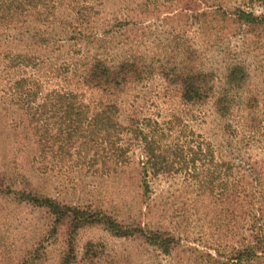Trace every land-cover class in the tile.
Listing matches in <instances>:
<instances>
[{
    "label": "trees",
    "instance_id": "1",
    "mask_svg": "<svg viewBox=\"0 0 264 264\" xmlns=\"http://www.w3.org/2000/svg\"><path fill=\"white\" fill-rule=\"evenodd\" d=\"M100 1L0 0V142L29 153L41 174L58 167L82 181L136 171L143 195L157 180L182 176L195 197L207 195L226 207L235 242L214 253L183 247L185 263L177 264H264V89L252 87L264 65L256 69L223 50L220 69L207 68L204 50L184 34L143 25L161 3L149 9L148 0H132L125 17L103 22L96 16ZM167 1L178 5L175 15L191 16L201 29L210 20L225 30L223 38L250 41V54L264 49V0H242L233 10L202 0L194 1L195 9L189 8L192 0ZM66 45L72 49L67 59L52 57ZM52 77L66 86L46 87ZM205 107L219 122V143L190 124L207 115ZM5 168L0 196L45 209L52 217L47 235L61 231L57 264H98L100 242L86 241L78 255V233L86 227L139 239L168 257L179 247L178 236L166 229L125 226L102 210L83 208L90 204L49 195L19 168ZM41 254L31 250L23 264H42Z\"/></svg>",
    "mask_w": 264,
    "mask_h": 264
},
{
    "label": "rangeland",
    "instance_id": "2",
    "mask_svg": "<svg viewBox=\"0 0 264 264\" xmlns=\"http://www.w3.org/2000/svg\"><path fill=\"white\" fill-rule=\"evenodd\" d=\"M131 1L101 0L96 16L101 18L100 21L111 20L114 22L115 19L126 16L127 5ZM192 1L189 8L195 9V0ZM202 1L209 6L220 3L231 10L243 5L242 0ZM156 3H161L159 12L147 16L143 25L153 27L158 25L163 32L174 30L184 34L189 44L204 50V62L207 68L220 69L224 57H227L223 54V50L226 51V54L230 53L232 59L235 54L242 55L246 62L254 65L253 67L256 69L258 66L264 65V49H257V53L250 54L248 51L246 52L248 47L253 46L250 41L238 44V40L233 36L230 39L223 38L225 30L217 29L215 22L209 20L206 27L201 29L193 22L191 16H179L178 12L175 15L176 9L178 10V5L175 2L169 5L167 0H148L149 9L154 8ZM130 13L127 14L128 17L133 15ZM187 13L191 14V11H187ZM166 15L172 19L163 20L162 17ZM134 19V23H139L136 27H141L139 20L132 17V20ZM214 33L219 35V38ZM70 48L66 45L55 51L52 57H56V60L59 61L67 59L68 55L72 54ZM236 50L237 52H235ZM254 75L252 87L256 83L259 90L264 89V73L258 70ZM41 77L46 79L43 74ZM75 79L78 78L75 77ZM157 80L155 79L153 83L157 84ZM59 84L66 86L58 78L52 77L47 80L46 87H56ZM69 87L76 90L84 89L82 86L74 84ZM152 89L155 88L152 87ZM87 95L92 96V93L87 92ZM153 95H150V99ZM153 100L154 103L159 102L157 98L153 97ZM207 109L208 107H205L203 111H207ZM154 111L150 112L155 114ZM206 113L207 115L200 122L190 124L196 133H200L213 143H219L221 137L220 128H218L219 122L214 114L209 111ZM161 118L163 119V116L158 117V119ZM257 150L260 151L258 148ZM257 150L249 151L254 156L258 153ZM243 155L248 156V152ZM30 161V154L19 149L15 150L12 147V142L9 144L0 142L1 170L6 169V165L9 164L10 171L13 168L21 169L32 185L60 201L81 206L90 204L94 207L83 208L102 210L125 226L141 223L151 229L161 227L179 238V247L168 257L156 253L139 239L116 238L97 226L86 227L78 233L79 257L83 252L82 247L85 242L91 240L95 243L100 242L101 254L98 264H107L110 260L114 261L111 264H177L178 262L185 263L183 257L185 258L186 255L183 252L185 249L183 247H197L214 253L217 246L232 245L235 242L227 231L229 225L226 207L213 203L211 197L207 195L195 197V193L186 187L182 176H176L169 180H157L152 184L149 194L143 195L136 171L108 177L88 176L81 181L74 179L69 171L65 172L58 167L54 171L48 170L46 174L38 173ZM19 179L18 177L17 181ZM74 180H77L76 183ZM51 220V215L43 208L28 203H18L0 196V264H23L25 255L36 248L43 252L42 258H40L42 264H57L63 244V235L61 231L54 236L47 235L46 231ZM237 221L240 222V219ZM40 245L43 247H39Z\"/></svg>",
    "mask_w": 264,
    "mask_h": 264
}]
</instances>
